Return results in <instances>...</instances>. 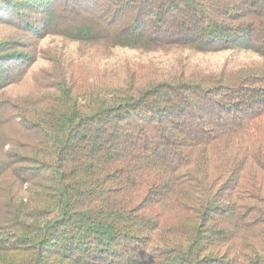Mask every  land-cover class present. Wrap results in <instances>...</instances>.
I'll use <instances>...</instances> for the list:
<instances>
[{
	"label": "trees",
	"instance_id": "16d2710c",
	"mask_svg": "<svg viewBox=\"0 0 264 264\" xmlns=\"http://www.w3.org/2000/svg\"><path fill=\"white\" fill-rule=\"evenodd\" d=\"M0 28V264H264V0H0ZM48 39L156 63L33 71Z\"/></svg>",
	"mask_w": 264,
	"mask_h": 264
},
{
	"label": "rangeland",
	"instance_id": "374dc122",
	"mask_svg": "<svg viewBox=\"0 0 264 264\" xmlns=\"http://www.w3.org/2000/svg\"><path fill=\"white\" fill-rule=\"evenodd\" d=\"M4 28H0V34H4ZM38 62L32 69L33 71L39 69H49V57L60 56L64 68L70 69L78 73L79 77L91 79L90 75L95 77L100 75L104 70V63L108 62L110 68L107 70H124V66L131 70L146 69L147 66L155 64L156 61L143 53L135 52H117L115 54L106 55L101 58L99 52H89L83 47H79L67 41L60 39H48L41 42L37 46ZM52 55V56H49ZM104 58V59H103ZM249 54H242L235 58L228 55H213L209 57H195L194 65L199 68H221L225 62L233 64L241 63L250 59ZM190 62V59H189ZM167 62H161V66H165ZM100 77V76H99ZM101 78V77H100ZM33 83H30L31 85Z\"/></svg>",
	"mask_w": 264,
	"mask_h": 264
}]
</instances>
